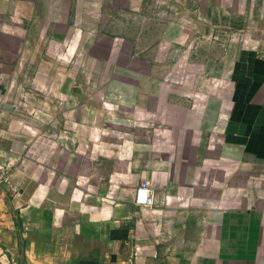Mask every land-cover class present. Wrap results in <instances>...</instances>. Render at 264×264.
Segmentation results:
<instances>
[{"label": "crops", "instance_id": "obj_1", "mask_svg": "<svg viewBox=\"0 0 264 264\" xmlns=\"http://www.w3.org/2000/svg\"><path fill=\"white\" fill-rule=\"evenodd\" d=\"M196 1L248 38L177 73L143 28L124 34L148 0H0L10 259L22 237L26 264H264V0Z\"/></svg>", "mask_w": 264, "mask_h": 264}, {"label": "rangeland", "instance_id": "obj_2", "mask_svg": "<svg viewBox=\"0 0 264 264\" xmlns=\"http://www.w3.org/2000/svg\"><path fill=\"white\" fill-rule=\"evenodd\" d=\"M198 7L196 0H148L144 17L134 15L130 18L129 27L133 31L124 34H140L137 29L143 28L141 34L146 43L157 40L156 45L164 57L176 62L171 68L177 73L182 70L180 61L183 56L193 59L194 70L206 66L210 59L217 56H234L238 51L239 40L248 38V33L236 32L230 28L216 30L213 26L215 19L199 17L196 11ZM175 38L186 40L182 43L185 47L172 41ZM259 50L264 54V48ZM168 67L166 64L165 68Z\"/></svg>", "mask_w": 264, "mask_h": 264}, {"label": "built area", "instance_id": "obj_3", "mask_svg": "<svg viewBox=\"0 0 264 264\" xmlns=\"http://www.w3.org/2000/svg\"><path fill=\"white\" fill-rule=\"evenodd\" d=\"M1 117V112H0ZM135 204L145 207H153L156 204V198L147 179H142L135 191ZM0 264H18L17 261L10 259L8 250L0 249Z\"/></svg>", "mask_w": 264, "mask_h": 264}, {"label": "trees", "instance_id": "obj_4", "mask_svg": "<svg viewBox=\"0 0 264 264\" xmlns=\"http://www.w3.org/2000/svg\"><path fill=\"white\" fill-rule=\"evenodd\" d=\"M16 225L21 229V223L18 220H16ZM24 247H25V242L23 238L20 237L19 248H20L22 256L19 258L18 264H26L25 255H24Z\"/></svg>", "mask_w": 264, "mask_h": 264}]
</instances>
